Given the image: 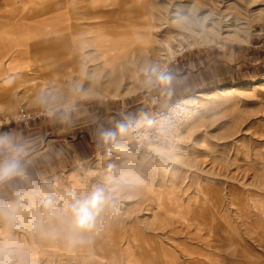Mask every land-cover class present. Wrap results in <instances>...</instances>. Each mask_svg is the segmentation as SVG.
I'll return each instance as SVG.
<instances>
[{
  "label": "rangeland",
  "instance_id": "obj_1",
  "mask_svg": "<svg viewBox=\"0 0 264 264\" xmlns=\"http://www.w3.org/2000/svg\"><path fill=\"white\" fill-rule=\"evenodd\" d=\"M0 1L11 5L0 12V30L11 31L0 64V133L36 141L43 154L39 178L91 183L90 172L121 163L116 154L104 159L100 130L148 113L153 94L157 107L196 99L197 111L173 146L177 162L167 173L156 163L143 166L150 186L126 205L127 218L94 242L122 247L100 264H169L168 251L175 264H264V0H143L132 11H112L109 20L96 15L71 22L70 38L59 32L60 0ZM9 13L15 17H3ZM179 16L192 27L178 30ZM102 40L117 48L113 67L103 61ZM152 64L173 77L167 88L144 87L142 69ZM77 84L87 98L73 93ZM44 90L73 106L67 120L62 112L44 113L36 99ZM22 112L33 116L27 124L13 120ZM126 147L140 159L149 155L139 143ZM21 234L30 242L24 229L14 233L17 241ZM23 245L38 264L96 260L66 248Z\"/></svg>",
  "mask_w": 264,
  "mask_h": 264
},
{
  "label": "clouds",
  "instance_id": "obj_2",
  "mask_svg": "<svg viewBox=\"0 0 264 264\" xmlns=\"http://www.w3.org/2000/svg\"><path fill=\"white\" fill-rule=\"evenodd\" d=\"M174 23L181 31L193 24L187 16H179ZM142 71L148 90L167 88L173 79L159 64ZM72 91L88 97L79 84ZM36 99L50 118L62 112L67 120L73 108L58 103V96L50 90L42 91ZM183 111L177 106L170 114L142 113L117 122L111 130H100L98 142L105 151L104 159L116 154L121 163L110 162L102 170L90 172L91 183L77 180L69 186L39 178L35 169L43 154L35 140L12 132L0 133V264H38L35 253L15 239L19 229L72 250L94 244L113 225L126 219V205L150 186L142 167L156 163L167 173L168 165L177 162L171 138L175 121ZM153 132L160 142L153 143ZM130 143L141 144L149 155L138 158L126 147ZM49 159L44 157L46 162Z\"/></svg>",
  "mask_w": 264,
  "mask_h": 264
},
{
  "label": "crops",
  "instance_id": "obj_3",
  "mask_svg": "<svg viewBox=\"0 0 264 264\" xmlns=\"http://www.w3.org/2000/svg\"><path fill=\"white\" fill-rule=\"evenodd\" d=\"M83 1L84 0H60V5H59V8H60L59 32L62 33V36H68L70 38V34H71L70 29H71V27L76 26V24L73 25V24H71V22L76 23V21H78L79 19H95L96 15H99L100 17L104 16V18L107 17L109 20V18L111 17L112 11L125 12L126 13L128 10L132 11L134 9V7L144 4L143 0L142 1L141 0H120V3L116 4L115 6H112V4H108V5L104 4L103 6H98V5L93 4V3L86 4V3H83ZM139 1H141L142 3ZM7 2H9V0ZM10 6H11L10 4H8V3L6 4L5 2L0 1V12L4 11L5 7L7 8L6 10H8ZM3 17L4 18L5 17L14 18L15 14L9 13V14L3 15ZM3 22L5 23V20ZM7 24L8 23H5V25H7ZM0 25H1V19H0ZM0 28H1V26H0ZM2 30L3 29L0 30V64H1L2 52H6L8 50V45H7V42L9 40L8 35L11 32V31L9 32L8 30H3V31ZM92 31L93 30H90V32H92ZM75 35H77V34H75ZM10 40H11V42H13L16 40V38L13 41L11 38H10ZM65 42H66V39H65ZM63 49H64V47L62 48V50ZM169 100H170V98H169ZM172 102H174V100L167 101L165 103V105H163L162 107H165L166 105H168ZM162 107H159V108H162ZM74 179H75V177H74ZM74 181H76V180H74ZM24 232L26 234L28 233L30 242L25 239V234H21L22 238L20 241L23 244L33 245V246H36L37 248H43V247L51 248V250L52 249L53 250L59 249V251L61 249L65 248L63 245L52 244L50 242L42 240L41 238L34 236L33 234H31L30 232H28L26 230H24ZM262 232L264 233V231H262ZM111 243L112 244H110L109 248L103 247L102 245H99V247H95L96 245L94 246L92 244L90 246L78 247V248L72 249L70 251H72L78 255H81L83 257L95 256L96 260H94V261H98V264H100L99 263L100 260H98V259H101V258L107 259L106 255L108 254L107 253L108 251H114V250H117L118 248L122 249V247H120V245L116 244L115 241H112ZM125 248L128 249V246H125ZM100 251H102V252H100ZM168 252L170 254H172V256H174V262H171L169 264H175V262L177 261V258H175L174 252L173 253L170 251H168ZM220 260H222V259H220ZM86 261L83 260L82 264H96V263H93L94 261H92V262L89 261V259H87ZM253 261L254 260H252L249 263L254 264ZM103 264H106V263H103ZM178 264H187V263L180 261ZM190 264H204V263L202 261L194 259V260L190 261Z\"/></svg>",
  "mask_w": 264,
  "mask_h": 264
},
{
  "label": "built area",
  "instance_id": "obj_4",
  "mask_svg": "<svg viewBox=\"0 0 264 264\" xmlns=\"http://www.w3.org/2000/svg\"><path fill=\"white\" fill-rule=\"evenodd\" d=\"M158 100H159L158 94H153L151 96L152 107L148 111V114H150V115L170 114L171 111H173L177 108V106H179L180 108H182L184 110L182 112V114L179 116V118L176 119V121H175V128L173 130V134H172V138H171V143L173 145L179 139V136L183 132L187 122L196 113L197 108H198L197 102H196V99L194 97H188V98L176 100V101L166 105L165 107L159 108V107H157ZM32 117L33 116H31L30 114L22 112L19 115H17L16 118L13 120L27 124ZM151 135H152L153 143L160 142L161 138L158 137L155 134V132L151 133Z\"/></svg>",
  "mask_w": 264,
  "mask_h": 264
},
{
  "label": "bare ground",
  "instance_id": "obj_5",
  "mask_svg": "<svg viewBox=\"0 0 264 264\" xmlns=\"http://www.w3.org/2000/svg\"><path fill=\"white\" fill-rule=\"evenodd\" d=\"M117 35V34H116ZM105 36V35H104ZM100 37V36H99ZM107 37V36H106ZM102 38V37H101ZM99 39V38H98ZM112 41V40H111ZM110 40H102L101 41V46H100V50L102 52V57H103V61L110 65L111 67H113V63H114V56H117L115 53L112 54L111 53V50H114L116 51V46H113V45H109V43H111ZM114 41V40H113ZM116 41V40H115ZM118 41V40H117ZM116 41V42H117ZM122 43V42H121ZM112 44V43H111ZM129 44V43H128ZM129 46V45H128ZM166 47H167V50L169 51V53L171 54L172 53V46H171V41L170 40H167L166 41ZM119 49V48H118ZM113 51V52H114ZM110 54V55H108ZM166 58V57H165ZM179 140V139H178ZM178 142L174 143L172 146L176 145Z\"/></svg>",
  "mask_w": 264,
  "mask_h": 264
}]
</instances>
